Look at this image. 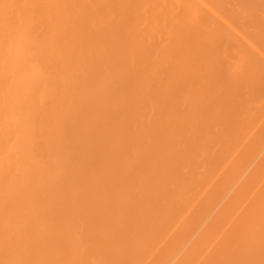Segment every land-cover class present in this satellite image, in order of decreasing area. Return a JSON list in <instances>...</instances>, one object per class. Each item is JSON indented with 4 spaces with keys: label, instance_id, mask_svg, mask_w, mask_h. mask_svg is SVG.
Returning <instances> with one entry per match:
<instances>
[{
    "label": "bare ground",
    "instance_id": "1",
    "mask_svg": "<svg viewBox=\"0 0 264 264\" xmlns=\"http://www.w3.org/2000/svg\"><path fill=\"white\" fill-rule=\"evenodd\" d=\"M0 264H264V0H0Z\"/></svg>",
    "mask_w": 264,
    "mask_h": 264
}]
</instances>
